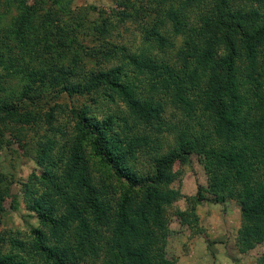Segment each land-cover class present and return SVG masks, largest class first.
<instances>
[{"label": "trees", "instance_id": "obj_1", "mask_svg": "<svg viewBox=\"0 0 264 264\" xmlns=\"http://www.w3.org/2000/svg\"><path fill=\"white\" fill-rule=\"evenodd\" d=\"M18 3L22 25L14 33L25 42L24 75L34 67L43 44L45 50L54 43L72 48L94 35L84 20L65 13L63 0ZM211 3L206 8L205 0H146L155 20L150 27L141 26L147 41L166 50L165 29L171 24L184 37L179 63L117 46L122 66L99 71L85 84L65 86L52 98L85 97L106 88L112 102L121 99L128 113L98 119L89 107L73 106L77 141L65 170L54 173L57 142L50 140L36 158L42 173L23 184L28 209L40 226L27 243L12 238L15 249L1 256L0 264H41L36 257L43 264H176L164 256L170 236L166 208L178 199L169 187L178 178L175 166L187 164L192 156L200 158L208 182L204 193L200 188L189 202L202 203L209 196L238 201L239 251L264 248V0ZM113 56L104 55L108 60ZM127 68L149 74L152 91L171 94L185 118L177 124L164 122L166 103L138 94ZM28 77L38 80L34 69ZM47 103L25 93L14 103L0 104V121L7 117L34 124L32 107ZM166 129L173 134L167 151L162 136ZM93 162L115 182L109 185L107 179V185L98 187ZM8 196V189L0 188V210ZM177 215L191 217L182 211ZM257 264H264V252Z\"/></svg>", "mask_w": 264, "mask_h": 264}, {"label": "rangeland", "instance_id": "obj_2", "mask_svg": "<svg viewBox=\"0 0 264 264\" xmlns=\"http://www.w3.org/2000/svg\"><path fill=\"white\" fill-rule=\"evenodd\" d=\"M145 1L63 0V6L68 8L65 13L70 12L73 17L84 20L93 37L83 42L82 46L72 48H60L54 43L45 50L43 44L39 47L41 54L35 60L34 67L31 66L24 75L21 73V61L25 58V42L21 44L14 33L22 25V10H18V0H0V104L14 103L25 93L41 104L49 101L43 107H32L31 111L36 117L34 124L22 125L7 117L0 121V188L8 189L10 194L0 210V257L15 249L12 238H20L27 243L32 230L40 226L36 214L28 209L23 184L33 174L42 173L44 168L37 164L36 158L38 151L50 140L57 142L53 150L54 159L59 165L54 173L59 175L65 170L69 154L77 141L73 106L89 107L98 119L117 111L128 113L121 99L117 98V103L112 102V94L106 88L85 97L70 99L62 94L52 98L65 86L85 84L99 71L122 66L123 57L116 50L117 46L126 47L130 52L152 55L171 64L181 60L184 37L171 24L165 29L169 42L166 50L147 41L141 26L150 27L155 20L147 12ZM212 1L205 0L206 8L212 5ZM261 9L264 10L263 7ZM64 22L67 23L66 20ZM108 52L114 54L111 60L104 57ZM33 69L38 75L36 81L28 77ZM127 70L135 81L138 94L154 96L157 101L166 103L161 116L164 122L177 124L185 118L184 113L173 104L171 94H166L163 89L157 94L152 91V77L149 74L132 68ZM162 136L167 151L173 144V134L166 129ZM87 155L90 156V149ZM141 168L139 171L145 172L146 168ZM174 170L178 178L169 188L177 193L178 199L166 208L170 236L164 256L176 260V264H257L264 252L263 246L242 253L236 243L242 227L239 202L211 197L208 193H205L211 198L208 201L195 205L189 202L200 188L204 193L203 188L207 187L208 182L205 167L198 156H192L183 166L176 165ZM91 172L98 187L107 185V179L109 185L115 182L106 169H100L94 162ZM178 211L191 217H179ZM36 259L43 264L39 257Z\"/></svg>", "mask_w": 264, "mask_h": 264}]
</instances>
